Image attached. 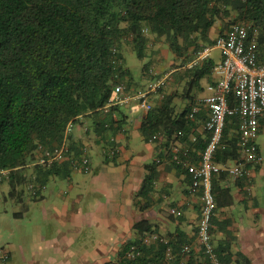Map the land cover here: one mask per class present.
<instances>
[{"label":"trees","instance_id":"1","mask_svg":"<svg viewBox=\"0 0 264 264\" xmlns=\"http://www.w3.org/2000/svg\"><path fill=\"white\" fill-rule=\"evenodd\" d=\"M234 23L256 30L257 61H264V0H0V170H8L0 182H9V195L23 201L28 190L31 198L37 196V172L55 167L37 164V145L60 143L69 120L92 145L107 133L122 130L126 120L120 116L114 120L112 115L118 107L108 112L100 108L118 83L126 92L135 91L131 89L137 83L125 64L124 49L135 50L140 59L154 44L171 53L170 79L156 92L163 96L150 105L140 131L146 139L158 135L167 148L175 139L185 138L197 118L188 117L195 104L192 92L202 79L213 81L215 62L208 58L191 68L182 66L197 49L214 42L211 32L217 30L219 35ZM149 62L142 66L148 80L154 77L152 72L160 74ZM178 96L191 100L180 111L174 104ZM228 101L235 103L232 93ZM238 123L236 115L225 120L215 153L221 165L241 156ZM74 130L65 154L66 170L71 156L78 157L83 146L72 140ZM149 169L139 197L145 196L154 179V168ZM225 176L221 171L219 178ZM133 230L136 237L121 246L119 261L106 264H164L168 248L170 257L181 254L170 237H163L167 243L149 241L154 231L146 219L136 221ZM182 240L175 238L176 243ZM131 245L140 251L134 260L125 256ZM214 250L222 264H252L240 252ZM191 257L180 263L190 264Z\"/></svg>","mask_w":264,"mask_h":264},{"label":"crops","instance_id":"2","mask_svg":"<svg viewBox=\"0 0 264 264\" xmlns=\"http://www.w3.org/2000/svg\"><path fill=\"white\" fill-rule=\"evenodd\" d=\"M211 33L213 37L218 35L217 30ZM211 79L214 81L216 77L212 74ZM141 80L136 81L132 91L139 90L148 81L146 77ZM209 83L211 81L204 78L200 88L193 90L194 105L199 106L197 118L187 136L175 139L168 148L159 136L155 140L144 137L140 125L149 109L136 105L139 111L135 113L130 108L132 102L118 106L114 112L115 118L120 116L126 120L121 131L105 133L106 138L94 145L87 143L82 130L79 135L74 134L72 140L88 147L90 170H66L64 155L62 160L44 166H55L51 170L37 172L34 198L37 199V237H31L27 245L25 237L20 239L24 252L21 255L25 256L27 264L117 263L121 246L136 237L133 225L139 219L151 224L152 236L170 237L181 249L179 256L169 257L164 264H181L180 261H187L191 256L190 264H208L196 233L201 194L191 187L186 170L172 161L170 150L173 145L188 147L189 160L198 162L202 147L196 145L200 142L204 145L206 141L202 131L205 108L199 101L208 94ZM162 96L163 92L152 93L150 105ZM190 102L188 97L178 96L174 100L178 111ZM262 131L264 121L256 136L260 162L250 168L247 176L232 179L227 174L225 168L232 160L223 165L214 178L216 206L211 226L212 244L232 254L240 252L252 264H264V157L257 142ZM110 135L117 149L111 157L105 152L113 144L107 140ZM193 135L196 140H192ZM150 166L154 168V179L147 186L145 196L139 197L136 194ZM221 171L226 173L225 178H219ZM12 215L21 217L22 212L14 211ZM152 236L149 241L154 242ZM176 237L183 238V242L176 243ZM185 244L189 246L188 253L182 251ZM6 250L8 259L18 252L11 244ZM23 264L26 263L23 261Z\"/></svg>","mask_w":264,"mask_h":264},{"label":"built area","instance_id":"3","mask_svg":"<svg viewBox=\"0 0 264 264\" xmlns=\"http://www.w3.org/2000/svg\"><path fill=\"white\" fill-rule=\"evenodd\" d=\"M256 30L242 23L231 24L223 33L217 35L212 44L197 49L191 59L182 68H191L200 62L210 58L212 49H218L220 60L214 63L212 74L216 80L207 84L208 94L199 102L205 108L206 117L202 121V131L206 134V142L202 147L199 160L193 163L189 160V148L171 146V158L175 164L180 165L190 176V185L201 194V210L197 222V238L201 245L202 253L209 264H222L218 254L214 250L211 238L212 218L215 212V196L213 191V177L223 165L215 161V153L222 141L225 120L228 116L238 117V146L241 156L235 159L225 168L232 179H240L249 174L250 168L260 162V154L256 143V136L264 121V61L258 62L255 52ZM173 70L167 69L156 73L148 80L144 87L134 92H126L125 86L118 83L111 93L107 103L100 108L102 112H108L112 107H118L126 103H135L143 109H150L149 96L165 87ZM232 93L235 99L233 105L229 104L228 96ZM199 112V106L193 105L188 113L190 119H195ZM113 119L115 120L114 113ZM74 130L73 119L69 120L63 130L60 143L52 147L37 145V164L50 166L63 159L69 151L70 136ZM179 135L182 133L179 131ZM154 134L150 140H155ZM192 136V140H196ZM111 144L105 149L108 156L117 152L112 135L107 139ZM91 164L88 156V147H81L78 157L71 156L70 168L87 172ZM8 174L7 169L0 170V180ZM164 243L163 237L153 235ZM183 252L189 251V246L182 247ZM140 254L139 249L131 245L126 252V258L134 260ZM170 257V249H167ZM8 259V252L0 249V262ZM134 264V263H129Z\"/></svg>","mask_w":264,"mask_h":264},{"label":"rangeland","instance_id":"4","mask_svg":"<svg viewBox=\"0 0 264 264\" xmlns=\"http://www.w3.org/2000/svg\"><path fill=\"white\" fill-rule=\"evenodd\" d=\"M123 55L125 64L130 69L132 78L141 82V79L145 80L142 74V66L144 63L150 60L151 62L149 63H151L150 65L154 70L163 71L170 68V61L172 59V55L166 47L158 46V44H154L152 49L146 48L145 57L143 59H140L137 52L133 49H124ZM210 58L216 62L220 60V51L218 49H212ZM194 92L196 93V91ZM130 108H132L135 113L139 111L135 103H131ZM77 129L74 130V133L79 135L81 131L79 128ZM86 141L87 143L91 142V140L88 141L87 139ZM257 142L262 156L264 157V131L259 133ZM10 188L7 180L0 182V249L7 251L6 247H9V244H11L18 249V252L4 262H0V264H23V261L27 264L25 256L21 255V253L23 254L24 252L21 250V243L23 241L20 239H22L21 237H25L23 240L27 245L31 237H37V199L31 198L29 191L25 190L23 201L19 202L18 197L16 198L9 195ZM14 211L22 212V216L14 217L12 215ZM34 243H37V239L34 240ZM10 250L15 251L14 248ZM30 263L31 262H28V264Z\"/></svg>","mask_w":264,"mask_h":264}]
</instances>
